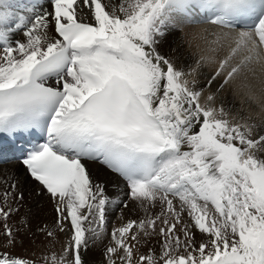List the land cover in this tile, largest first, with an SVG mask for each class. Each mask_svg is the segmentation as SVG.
Masks as SVG:
<instances>
[{"label": "snow or ice", "instance_id": "obj_1", "mask_svg": "<svg viewBox=\"0 0 264 264\" xmlns=\"http://www.w3.org/2000/svg\"><path fill=\"white\" fill-rule=\"evenodd\" d=\"M190 25L206 27L186 70L161 47ZM254 66L264 0H0V141L27 145L55 211L18 253L24 193L0 175V264H85L98 243L104 264H264V126L218 103Z\"/></svg>", "mask_w": 264, "mask_h": 264}, {"label": "bare ground", "instance_id": "obj_2", "mask_svg": "<svg viewBox=\"0 0 264 264\" xmlns=\"http://www.w3.org/2000/svg\"><path fill=\"white\" fill-rule=\"evenodd\" d=\"M203 27L206 26H184L181 33L178 28L174 31L161 47V51L172 57L176 62L184 67H195L196 60L204 47ZM255 72L248 73L247 78H240L231 84L228 89L220 95L218 103H223L226 108L231 109L233 114L243 116L257 125L264 126V72L259 66H254ZM209 69L204 67L200 70L198 79L201 83L209 75ZM89 171L95 181L102 183L106 187L109 195L118 189L115 187L117 178L102 166L89 163ZM15 173L20 180V190L24 193L23 207L21 208V218L30 221V230L21 234L22 248L26 253L40 251V246L44 238L40 234H33L38 224L50 223L55 218L53 203L44 195H37V189L24 173V168L13 158H7L0 162V175ZM121 208L115 205L110 207L108 212V225H119ZM124 218L127 219L130 213L123 210ZM134 218V217H133ZM30 235L31 237H29ZM19 243V242H18ZM58 247V246H57ZM85 264H104L103 245L91 246L84 256Z\"/></svg>", "mask_w": 264, "mask_h": 264}, {"label": "rangeland", "instance_id": "obj_3", "mask_svg": "<svg viewBox=\"0 0 264 264\" xmlns=\"http://www.w3.org/2000/svg\"><path fill=\"white\" fill-rule=\"evenodd\" d=\"M181 31H182V29H180L179 30V32L181 33ZM20 237H21V235H19ZM19 236H18V244H17V247H16V251L18 252V253H22V254H24V253H26V249H23L22 248V244L20 243V242H22L21 241V238H19ZM29 237H31L30 235H28Z\"/></svg>", "mask_w": 264, "mask_h": 264}]
</instances>
